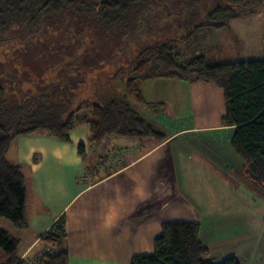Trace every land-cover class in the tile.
I'll return each mask as SVG.
<instances>
[{
  "label": "crops",
  "instance_id": "crops-1",
  "mask_svg": "<svg viewBox=\"0 0 264 264\" xmlns=\"http://www.w3.org/2000/svg\"><path fill=\"white\" fill-rule=\"evenodd\" d=\"M149 82L156 102L142 88ZM140 85L144 100L162 110L157 118L178 120L161 142L111 137L98 152L82 124L70 131L69 142L44 131L13 139L6 158L21 166L26 187L27 227L6 229L18 240V258L45 247L40 236L64 216L68 264H130L133 256L153 252V239L167 221L197 223L213 261L233 256L239 264H264V200L254 198L244 180L243 162L230 146L233 128L221 123V89L176 79ZM193 99L221 111L210 121L212 113L184 123L178 118L189 117ZM217 133H225L224 140L213 138ZM117 152L122 157L109 168L113 172L99 167L87 173L95 158L107 154L108 161Z\"/></svg>",
  "mask_w": 264,
  "mask_h": 264
},
{
  "label": "trees",
  "instance_id": "trees-1",
  "mask_svg": "<svg viewBox=\"0 0 264 264\" xmlns=\"http://www.w3.org/2000/svg\"><path fill=\"white\" fill-rule=\"evenodd\" d=\"M152 1L0 0V32L13 24H33L40 18H56L71 10L92 17L104 29H115L126 26L142 7ZM245 1L255 2L227 0L218 5L207 13L206 23L196 25L186 38L181 39L188 40L193 32L202 28L226 27L228 20L241 15L236 6ZM148 8L151 10L152 6ZM144 26L140 18L137 29L130 34L146 31ZM3 39L5 37L0 36V40ZM143 40L146 44L132 54V61L128 59L126 66L129 70L122 79L124 93L117 91L109 80L101 81L100 68L91 64L77 71L82 77L85 70L86 79L96 78L89 94L93 101H77L73 92L77 83L70 79L62 85L65 97L47 103L40 102L37 97L36 103H31L27 98H21L19 91L16 92L18 84L15 80L7 79L9 84L13 83L10 85H15V92L0 80V218L9 221L17 230L27 227L25 176L21 166L6 158L11 142L19 135L44 131L62 142H69L70 131L82 124L87 126L91 149L99 148L111 137L138 141L153 137L158 142L163 141L166 134L131 103L133 99L137 105L156 107L157 104L144 100L139 87L141 83L155 79L202 81L221 89L224 106L221 123L233 128L230 146L243 162L244 180L258 198L264 199V56L261 59L215 62L205 54L178 52L174 39L162 42L156 35ZM128 49L134 53L131 47ZM84 108L89 109V113L83 112ZM77 149L84 156V146L79 144ZM108 157L107 154L99 156V165L93 166L91 173L99 167L113 172L104 167ZM65 239V219L60 216L39 238L48 249L42 252L39 264H68ZM17 248L18 240L0 228V264H24L18 258ZM208 256L207 248L199 239L197 223L167 221L161 224L160 233L153 239V252L133 256L130 264H239L233 256L220 261H213Z\"/></svg>",
  "mask_w": 264,
  "mask_h": 264
},
{
  "label": "rangeland",
  "instance_id": "rangeland-1",
  "mask_svg": "<svg viewBox=\"0 0 264 264\" xmlns=\"http://www.w3.org/2000/svg\"><path fill=\"white\" fill-rule=\"evenodd\" d=\"M226 1L153 0V3L149 2L146 7H142L126 26L115 29H104L92 17L73 10L56 18H40L33 24H13L3 33L0 32V36L5 37L0 40V80L5 85L8 83L6 79L15 80L18 84L16 92L19 91L23 96L21 98H27L31 103H36V97L40 102L47 103L65 97L62 85L70 79L77 83L73 89L77 101H93L90 87L96 78L86 79L85 70L82 77L77 71L78 68L91 64L100 68L98 75L102 76L101 81L109 80L117 91L124 93L122 79L129 70L126 66L128 59L132 61V54H136L139 48L146 44L143 38L156 35L162 42L177 40L175 47L178 52L187 55L205 54L215 62L261 59L264 56V0L258 3L252 0L255 4L241 2L236 6V11L241 15L228 20L226 27L202 28L193 32L188 40L181 39L186 38L196 25L206 23L207 13ZM148 6H152V9H147ZM140 18L146 31L130 34L137 29ZM129 47L134 53H131ZM118 68L122 70L117 71ZM114 74L117 75L114 77ZM11 87L15 92V85ZM142 88L146 98L156 102L155 95H158V92L154 89V83H146ZM194 101L195 104L192 103L190 111L187 112L189 117L178 118L179 120L185 123L192 115V122H196L200 115L207 116L212 113L211 118L205 119L210 121L217 117L215 113H220L222 108H217L212 102L209 104L193 99ZM77 103H74L73 108ZM131 103L165 133H170L171 129L179 125L178 120L168 118L166 114L165 117L157 118L162 111L157 106L137 105L133 99ZM83 112L89 113V109L84 108ZM179 117L186 116L180 112ZM169 126L171 128H168ZM224 136L225 133H217L213 138L224 140ZM106 142L107 140L103 144ZM97 150L100 152L101 147ZM95 165H99L98 158L88 165L89 175ZM104 167L113 168L107 164ZM251 192L254 198H257V195ZM8 225L12 226L6 219L0 218L1 228L6 230Z\"/></svg>",
  "mask_w": 264,
  "mask_h": 264
},
{
  "label": "built area",
  "instance_id": "built-area-1",
  "mask_svg": "<svg viewBox=\"0 0 264 264\" xmlns=\"http://www.w3.org/2000/svg\"><path fill=\"white\" fill-rule=\"evenodd\" d=\"M121 157H122L121 152L114 153L105 164H107L110 167H113L117 162H119L121 160ZM47 250L48 249L46 247H43L41 250H39L33 256H31L29 258L22 256L21 258H19V260H23L24 264H39L38 259L42 255V252L47 251Z\"/></svg>",
  "mask_w": 264,
  "mask_h": 264
}]
</instances>
